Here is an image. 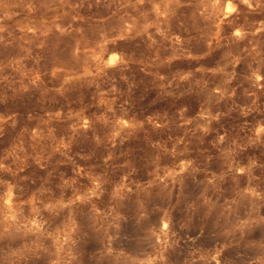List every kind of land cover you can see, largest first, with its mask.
<instances>
[{"label":"rangeland","instance_id":"rangeland-1","mask_svg":"<svg viewBox=\"0 0 264 264\" xmlns=\"http://www.w3.org/2000/svg\"><path fill=\"white\" fill-rule=\"evenodd\" d=\"M0 264H264V0H0Z\"/></svg>","mask_w":264,"mask_h":264}]
</instances>
